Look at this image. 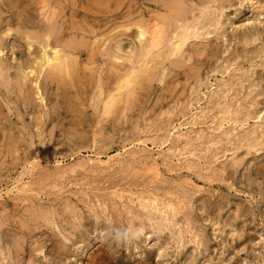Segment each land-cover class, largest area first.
Returning a JSON list of instances; mask_svg holds the SVG:
<instances>
[{
    "label": "rangeland",
    "instance_id": "1",
    "mask_svg": "<svg viewBox=\"0 0 264 264\" xmlns=\"http://www.w3.org/2000/svg\"><path fill=\"white\" fill-rule=\"evenodd\" d=\"M51 21L83 76L0 85V264H264V0H0L4 79ZM92 210L149 227L117 248Z\"/></svg>",
    "mask_w": 264,
    "mask_h": 264
},
{
    "label": "bare ground",
    "instance_id": "2",
    "mask_svg": "<svg viewBox=\"0 0 264 264\" xmlns=\"http://www.w3.org/2000/svg\"><path fill=\"white\" fill-rule=\"evenodd\" d=\"M102 1V0H101ZM212 1V0H211ZM55 2V1H54ZM225 2V1H224ZM26 4V3H25ZM81 5V4H80ZM23 6V4H22ZM109 6V5H108ZM175 6V5H174ZM24 7V6H23ZM146 7V6H145ZM180 7V6H179ZM205 7V6H204ZM127 9V8H126ZM178 9V7L176 8V10ZM211 9V8H210ZM33 10V9H32ZM181 10V9H180ZM179 10V12H181ZM209 10V9H208ZM26 11V10H25ZM175 11V10H174ZM177 11H175V13H177ZM178 12V13H179ZM29 13V12H28ZM75 13V12H74ZM23 15V14H22ZM84 15V14H83ZM9 16V15H8ZM31 17V16H30ZM32 18V17H31ZM52 18V17H51ZM201 18V17H200ZM127 19V18H126ZM47 20H49L47 18ZM52 20V19H50ZM56 20V19H55ZM109 20V19H108ZM203 20V19H202ZM214 20V19H213ZM195 21V20H194ZM199 21V20H198ZM201 21V20H200ZM132 22V21H131ZM193 22V21H192ZM28 23V22H27ZM215 23V22H214ZM26 24V23H25ZM59 24V23H58ZM73 24V23H72ZM194 24V23H193ZM202 24H203V21H202ZM27 25V24H26ZM38 25V24H37ZM188 25V24H187ZM198 25V24H197ZM23 26V24H22ZM30 26V25H29ZM35 26V25H34ZM75 27V26H74ZM73 27V28H74ZM129 27L130 25H126L124 29H128L129 30ZM136 27H137V38L138 39L137 41L138 42H145L148 46H146V48L144 49L146 51V54L147 52L151 51V49L153 48H158V44H160V39H162L163 35L165 34V30L163 28L162 25L158 26L156 25L154 27V31L149 33V37L147 36V33H148V29H146V26H145V23L139 21L138 23L136 22ZM189 27V26H188ZM22 28V27H21ZM77 28V27H76ZM195 28V27H194ZM184 29V28H183ZM74 30V29H73ZM196 30V29H195ZM84 31V30H83ZM62 32V27L60 26L59 28L56 27L55 25V21L54 22H49L47 23V26H46V31L44 33V39H45V47L44 49L42 50V52L38 55L35 56V54L33 53V62L31 61L29 63V65H27V69L24 70L23 75H17L15 77V80L14 82H11V80H6L4 79L3 75L1 74V71H0V85H2L3 87L5 88H8L9 86H11L10 83L13 84V88L14 90L18 91L20 96L22 97L21 99H23V102L25 105H28L31 103L32 101V98L30 96V93H28V91L25 90V81H26V74L27 75H32L34 76L35 74H38V73H45V78H50L52 75L54 76H57V78H59L58 80H56L57 84L56 85H61V87H69L67 86V83L68 82H72L73 80V77L76 75L82 77V73L79 69V65H78V60H77V56L76 54H78L79 56L81 55L82 53V48L81 46L84 45L83 42H75L74 40L71 41L70 39L68 40H65L63 41L61 44H62V48L59 49L57 47H50V39H52V35H56V34H59ZM28 33V32H27ZM38 33V31H37ZM209 33V31H208ZM15 34V33H14ZM74 34V33H73ZM80 34V33H79ZM84 34V33H83ZM25 35V34H24ZM32 35V34H31ZM31 35H28L27 34V37L26 39L28 38L29 39V36L31 37ZM61 35V34H60ZM87 35V34H86ZM173 35V34H172ZM34 36V35H33ZM40 36V35H39ZM72 37V36H71ZM148 37V38H147ZM174 38H176L178 40L177 44L176 45H179L178 47H180L183 43H185V40L188 38V35L185 33V34H182V35H178L176 34L175 32V35L173 36ZM203 38V37H202ZM57 39H55V41L57 42ZM73 39V38H72ZM83 40V39H82ZM84 41V40H83ZM176 41V40H175ZM55 43V42H54ZM162 43V42H161ZM2 44V43H1ZM52 44V43H51ZM43 45V44H42ZM175 45V46H176ZM26 46L27 49H28V53H29V50L31 51H34L33 48H32V44L29 43L27 44ZM41 46V45H40ZM142 46V45H141ZM144 46V45H143ZM121 47V46H120ZM119 47V48H120ZM48 48L50 51L51 54L48 53ZM96 48V47H95ZM156 48V49H157ZM84 49V47H83ZM122 49V48H121ZM140 49V48H139ZM1 50V49H0ZM65 50H67L68 52H66ZM134 50V49H133ZM84 51V50H83ZM35 52V51H34ZM39 52V51H38ZM88 52V51H87ZM157 52V51H156ZM170 52V51H168ZM2 53V52H1ZM0 53V54H1ZM84 53V52H83ZM144 53V52H143ZM152 53V52H151ZM74 54V55H73ZM160 54V53H159ZM171 55L172 52L170 53ZM175 54V53H174ZM3 55V54H2ZM30 55H31V52H30ZM142 55V54H141ZM170 56V55H168ZM178 56V55H177ZM39 57V58H38ZM142 57V56H140ZM146 57V56H145ZM92 58V56H91ZM158 58V57H157ZM94 59V58H93ZM122 59V58H121ZM145 59V58H143ZM109 60V59H108ZM131 61V60H130ZM135 61V60H134ZM167 61V60H166ZM162 62V61H161ZM90 63V62H89ZM153 63V62H152ZM101 64V63H100ZM130 65V63H129ZM23 66V65H22ZM111 66V65H110ZM118 66V65H117ZM123 66V65H122ZM132 66V65H130ZM142 65H140L139 67H142ZM145 66V65H144ZM136 67V66H135ZM177 67V66H176ZM26 68V67H25ZM93 68V67H92ZM108 68V67H107ZM111 68V67H110ZM133 68V66L131 67ZM109 69V68H108ZM156 69V68H155ZM13 70V69H12ZM6 72V71H5ZM97 72V71H96ZM20 73V72H19ZM129 73L133 74L135 73V70L132 69ZM6 74V73H4ZM41 75V76H43ZM120 75V74H119ZM130 75V74H128ZM126 76L122 79V83L120 85H122L121 87L123 86H126L130 84L129 83V76ZM5 76V75H4ZM8 76V75H6ZM14 76V75H13ZM40 76V75H38ZM9 77V76H8ZM37 77V76H36ZM86 77V76H85ZM132 78V77H131ZM10 79V78H9ZM53 79V77H52ZM100 79V78H99ZM97 79V80H99ZM105 83V82H104ZM34 84L36 85V81L34 82ZM46 84V83H45ZM152 84V83H151ZM69 85H71L69 83ZM72 86V85H71ZM113 86V85H112ZM118 86V85H117ZM63 87V88H64ZM71 88V87H70ZM109 88V87H108ZM112 88V87H111ZM110 88V89H111ZM9 89V88H8ZM132 89V88H131ZM68 90V89H67ZM7 91V90H6ZM63 91V90H62ZM74 91V90H73ZM116 91V90H115ZM129 91V90H128ZM9 92V90H8ZM71 92V90H70ZM80 92V91H79ZM126 92V91H125ZM73 93V92H71ZM134 93V92H133ZM98 94V93H97ZM101 95V94H100ZM107 95V94H106ZM122 95V94H121ZM125 95V94H124ZM130 95V94H129ZM65 96V95H64ZM96 96V95H95ZM79 97V96H77ZM123 98V97H122ZM19 99V98H18ZM106 99V97H105ZM115 95L114 94H109L107 96V99L103 102V112L104 113H107L108 112H113V109L115 106H117V104L115 105ZM120 103V102H119ZM62 105V104H61ZM115 105V106H114ZM97 106V105H96ZM95 106V107H96ZM102 106V105H101ZM124 106V105H123ZM227 109V108H226ZM77 114V113H76ZM103 114V113H102ZM101 119V117H100ZM229 120V119H228ZM34 172V171H33ZM148 203V202H147ZM146 203V204H147ZM168 203V202H167ZM155 206V204H153ZM160 208V207H158ZM163 208V207H162ZM32 210V209H31ZM32 212V211H31ZM35 227V226H34ZM72 227V226H71ZM52 235V234H51ZM93 250V249H92ZM17 255V254H16Z\"/></svg>",
    "mask_w": 264,
    "mask_h": 264
},
{
    "label": "clouds",
    "instance_id": "3",
    "mask_svg": "<svg viewBox=\"0 0 264 264\" xmlns=\"http://www.w3.org/2000/svg\"><path fill=\"white\" fill-rule=\"evenodd\" d=\"M90 215L97 225H103L100 232L101 237L110 241L117 248L133 247L142 236H145L146 229L149 227L143 221L116 223L106 213L97 212L96 210H92Z\"/></svg>",
    "mask_w": 264,
    "mask_h": 264
}]
</instances>
